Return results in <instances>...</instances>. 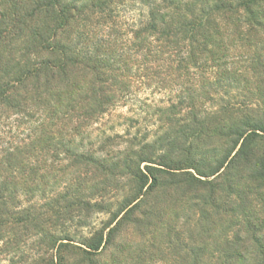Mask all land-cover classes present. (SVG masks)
Masks as SVG:
<instances>
[{
	"label": "trees",
	"instance_id": "trees-1",
	"mask_svg": "<svg viewBox=\"0 0 264 264\" xmlns=\"http://www.w3.org/2000/svg\"><path fill=\"white\" fill-rule=\"evenodd\" d=\"M263 1L152 0L122 22L117 0H0V263L264 264V157L245 151L264 127L246 104L233 124L177 121L179 95L156 140L89 133L138 83L212 68L222 16L257 34ZM95 214L89 238L68 234Z\"/></svg>",
	"mask_w": 264,
	"mask_h": 264
},
{
	"label": "rangeland",
	"instance_id": "rangeland-1",
	"mask_svg": "<svg viewBox=\"0 0 264 264\" xmlns=\"http://www.w3.org/2000/svg\"><path fill=\"white\" fill-rule=\"evenodd\" d=\"M148 1L152 2V0H117L112 7L119 18L130 20L131 16L147 12L152 6L144 4ZM260 4L264 20V1ZM122 22L125 20L122 19ZM218 23L223 32L218 39V55L209 64L212 68L202 71L189 66V69L179 78L170 76L163 79L160 76V79H156L157 77L153 76L144 80L143 84L138 83L137 87L133 88L132 98L124 104L118 103L109 116H104L102 120L90 127L91 140H98L102 134L116 133L125 136L127 132L136 133L138 138L147 136L148 141L158 139L165 128L158 122V119L163 116L162 107L176 103L179 95L185 98V104L173 110L176 114L178 112L176 120L185 119L187 113L191 111H200V117L213 114L212 120L217 123L224 121L233 124L244 115L249 124L264 127V27L248 38L243 37L233 28L231 17L222 16L218 19ZM126 26H122V30L128 32ZM162 80H165L166 86L159 88L156 83ZM230 104H233L236 110L234 109L231 116H226L224 109H227ZM240 104H246L248 108H241L238 106ZM238 109H244L242 115L237 112ZM129 118L137 120L136 125L132 124L133 129L126 122ZM255 133H257L256 137L249 139L245 150L251 159L264 157V132L255 131ZM86 142L88 140H85L84 144ZM107 220V215L95 214L88 227H74L68 234L77 240L89 238L94 231L101 229ZM122 235L123 232L120 230L114 238L115 243L122 239ZM104 250L113 249L107 246ZM22 251H24L23 254H30L37 250L26 248ZM15 259L12 263L3 261L0 264H21L17 263V258Z\"/></svg>",
	"mask_w": 264,
	"mask_h": 264
}]
</instances>
